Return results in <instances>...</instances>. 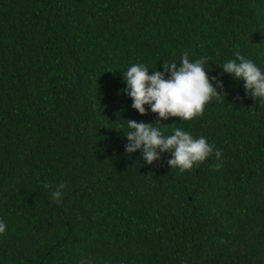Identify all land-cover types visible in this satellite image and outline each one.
Segmentation results:
<instances>
[{
    "label": "trees",
    "instance_id": "16d2710c",
    "mask_svg": "<svg viewBox=\"0 0 264 264\" xmlns=\"http://www.w3.org/2000/svg\"><path fill=\"white\" fill-rule=\"evenodd\" d=\"M186 50L225 97L161 121L221 151L181 172L125 153L123 120L158 116L122 74ZM237 51L264 69V0H0V264H264V103L220 68Z\"/></svg>",
    "mask_w": 264,
    "mask_h": 264
},
{
    "label": "clouds",
    "instance_id": "9594fccd",
    "mask_svg": "<svg viewBox=\"0 0 264 264\" xmlns=\"http://www.w3.org/2000/svg\"><path fill=\"white\" fill-rule=\"evenodd\" d=\"M186 50L179 63L175 61L163 62L160 70H151L144 63H133L122 74L126 87L122 89L124 95L131 99V107L141 116L150 110L157 114L155 123L123 120L126 131L124 137V151L131 156L140 152L139 160L147 165L162 158V154L170 153L167 165L178 168L181 172L190 170L194 165L204 162L215 154L217 161L221 158V151L209 143L207 137H195L189 131L176 127L171 134H165L161 121L170 117H178L180 121H191L201 115L205 106L213 101L223 102V80L209 77L206 69L210 59L202 56L195 60L189 59ZM223 73L230 75L236 81H243V87L252 98L264 103V69L252 59L235 53L233 59L223 63ZM147 106V107H146ZM120 113H117V115ZM119 116V115H118ZM222 165L217 163L219 169ZM64 183L55 186L51 191V200L57 203L64 196ZM7 230V225L0 219V234Z\"/></svg>",
    "mask_w": 264,
    "mask_h": 264
}]
</instances>
